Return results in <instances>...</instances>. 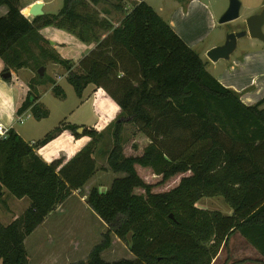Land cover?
I'll return each mask as SVG.
<instances>
[{
  "label": "trees",
  "instance_id": "1",
  "mask_svg": "<svg viewBox=\"0 0 264 264\" xmlns=\"http://www.w3.org/2000/svg\"><path fill=\"white\" fill-rule=\"evenodd\" d=\"M134 1L129 12L120 3L110 6L122 16L114 27L107 19L79 12L86 3L105 5L108 0H63L57 14L31 21L23 17L20 0H0V7L7 10L0 17L3 73L36 72L52 61L66 69L65 80L78 98L89 86L103 89L120 111L106 164L112 173L125 177L114 180L106 192L91 189L86 201L119 240L126 243L131 233L134 260L104 261L101 254L111 242L106 235L85 261L75 264H211L234 233L258 252L264 264V98L244 105L162 17L144 0ZM46 27L97 44L79 62V72L53 54L39 34ZM45 80L37 73L30 80L31 92L16 116L26 111L38 120L46 116L37 91ZM52 85V93L64 98L61 88ZM124 125L134 126L149 141L137 154L123 149ZM77 128L60 124L31 146L13 129L0 140V192L28 200L19 217L5 226L0 223L1 264H29L25 239L96 173L99 133L83 127L78 135ZM66 130L89 141L69 159L44 163L34 151ZM147 173L162 184L180 178L171 190L153 193L144 178ZM216 197L230 208L229 216L196 206L201 199Z\"/></svg>",
  "mask_w": 264,
  "mask_h": 264
},
{
  "label": "rangeland",
  "instance_id": "2",
  "mask_svg": "<svg viewBox=\"0 0 264 264\" xmlns=\"http://www.w3.org/2000/svg\"><path fill=\"white\" fill-rule=\"evenodd\" d=\"M32 1L34 0H20L23 5L31 3ZM42 1L44 3L42 9L44 15L57 14L63 2V0ZM238 1L240 2L239 19L223 25L221 29L217 28V31L208 37L206 41H202L203 43L201 45H203V48L208 44H221L224 41L225 33L229 32V30H238V28L243 26L244 21L248 17L259 14L264 8V6L261 7L264 0ZM112 2L116 4L120 3L126 8L124 10L125 12H129L133 7L130 0H112ZM159 3H161V0L147 1V4L153 9ZM86 4L87 6L79 9V12L100 16V18L103 17L101 13L106 14L105 7L103 8L102 4L97 6L90 5L89 3ZM227 6L228 0H214L212 7L217 17L216 21L224 13L222 10L225 11L227 9ZM111 12L117 14L119 17L121 16L120 13L115 12L112 8ZM221 12L222 14H220ZM24 15L27 16L28 14L24 12ZM30 17H27L28 20H31L29 19ZM41 31L42 38L49 45H53V54L59 59L67 61L71 66V71L79 72L78 65L83 59L81 57L85 55V49H88V45L80 43L72 34L64 30L46 27L41 29ZM220 31L223 34H220ZM262 33L264 34V26L262 27ZM100 38H105V35L100 34ZM90 44L94 46L93 49H96V43ZM194 51L200 54L199 51ZM203 53L204 56L200 55V57L201 60L207 63V71L214 78H218L222 74H227V77H231L234 90L229 89L234 91L240 100L244 96L248 99L249 96L253 97L257 93H259L256 95L258 96L257 98L264 97V86L262 84L264 79L256 77H245L248 81V87L243 90L240 88L241 90L237 91L239 84L242 82V77L239 78L241 70H245L244 73L249 71L255 73L258 70H264V60H261L264 59V44L252 41L248 37L243 38L237 42V48L231 55L229 62L220 61L215 65L206 59V52ZM78 59L81 60L77 63ZM76 63L77 65L74 66ZM250 63L254 65H249ZM212 66H214L215 70L212 69ZM4 67V64L0 61V119H2L0 121H5L7 124L12 123L14 131L19 133V137L24 142H39L53 132L60 124L65 126H78V128L99 129L97 148L94 155L97 169L96 173L80 191L72 192L63 203L58 205L54 212L25 239L24 246L29 257V264H75L83 262L87 259L91 250L100 244L106 235L111 242L109 248L101 254L104 261L134 260L133 255L129 251V242L127 241L125 243L119 240L110 232L108 225L99 219L86 201L91 189H95L100 193L106 192L114 180L125 177L122 173H112L106 164V157L112 148L113 125L120 113L119 108L118 113L114 117L105 120V125H102L103 122L101 120L103 116L97 110V100L94 97L87 96L89 90L84 91L81 98H78L71 85L65 80L67 75L66 69L52 61H48L43 66V77L45 76L46 80L43 85H40V91L38 92L41 103L40 110H44L46 116L38 120L28 112L22 115L23 121L22 124H19L13 107L17 102V107H19L26 98L27 93L31 92L29 82L30 80H35L37 70L36 72L33 69H21L17 72L9 70L13 74L8 81H5L1 78ZM119 76L122 77L121 73H119ZM53 83L61 88L64 93V98L57 97L52 93ZM100 90L111 100L105 90ZM251 103L253 102L251 101ZM261 108H264V105ZM100 111L104 113L101 106ZM120 141L124 144V151L130 155L137 154L149 143L132 125H124ZM67 145L68 142L65 140V137H61L51 144H46L44 149H46V153L49 155L48 159H50V155H53L54 152L66 148ZM133 145L136 146V150L132 148ZM200 146L197 145V148ZM146 176L144 177L145 180H148L147 182L153 186V193H162L171 190L176 186L177 180L180 178L179 176L162 184L160 183V178H155L152 174L148 173ZM137 192L141 193L140 191ZM16 201L17 199L10 197L5 190H2L0 196V221L2 225L5 226L12 219L19 217L24 211V206L28 204V200L25 198L21 199L24 206ZM196 206L200 209L219 212L226 216L231 214L230 208L220 197L201 199ZM246 244L237 234H231L227 245L221 246L214 259L215 264H260L255 261L252 262L251 259H247L249 255H247L246 250L249 251V247ZM242 251L243 253H241Z\"/></svg>",
  "mask_w": 264,
  "mask_h": 264
},
{
  "label": "crops",
  "instance_id": "3",
  "mask_svg": "<svg viewBox=\"0 0 264 264\" xmlns=\"http://www.w3.org/2000/svg\"><path fill=\"white\" fill-rule=\"evenodd\" d=\"M130 1L134 6L135 1L134 0H130ZM147 1L148 0H144V3L147 4ZM36 3L42 4L41 10L43 9L44 3L42 0H34L31 3L24 5L25 9L22 11V15L25 19L28 20L27 17L30 16L28 13L29 7L33 4H36ZM213 4H214V0H161V3H159L154 9L152 7L151 8L168 23L171 30L185 43V45H187L189 48H191L193 50L199 51L200 52L199 56H200V55L204 54L203 52H206L209 49H211L212 47L217 46L215 44L214 45L208 44V45H205L203 48V45H201L203 43L202 41H204V40L206 41V39L208 37H210L214 32L217 31V28L221 29L223 27V25L217 24V21H216L217 17H216V14L214 13V9L212 7ZM113 5H116V3L112 2V0H108V3H106L105 5L103 4L102 7L103 8L105 7V13L106 14L101 13L102 14L101 16H103L102 18L105 17L104 19L109 20L114 27H117L119 24V21L122 19V16L119 17V16H117V14L111 12L110 6H113ZM262 6H264V2L262 3L261 7ZM124 10H126V8H124ZM6 12H7V10L5 7H0V17L4 16L6 14ZM24 12L27 13L28 15L25 16ZM222 12H225V11L222 10ZM222 12L220 14H222ZM29 19H32V17H30ZM28 21H31V20H28ZM41 33H42V31L40 30L39 34L41 35ZM220 34H223V33L220 31ZM252 41H256V40H252ZM80 43H82V42H80ZM82 44L88 45V47H87L88 49H85L86 53H85V55H83L81 57V59L86 57L89 54V52L92 51V49L94 48V46H92L90 43H82ZM50 46L53 49V45H50ZM81 54H83V53H81ZM81 59H78L77 63ZM261 60H264V59H261ZM77 63L74 64V66H76ZM249 65H254V64L250 63ZM212 67H213L212 69H214V66H212ZM244 71L245 70H241V72L239 73L240 74L239 78L242 77V82L239 84L237 91H239L241 89L243 90L244 88L248 87V85H247L248 81L246 80L245 77H247V78L248 77H256L259 79H264V70L263 69L258 70L255 73H253L252 71L244 73ZM12 74H11V76H12ZM11 76H10V78H11ZM239 78H238V80H239ZM215 79L223 87L228 88V89L231 88L234 90V88L232 87L231 77H229V76L227 77V74H222V75H220V77L215 78ZM262 84L264 86V82ZM39 89H40V86L37 87L38 92L40 91ZM87 89L89 90V94L87 96L88 97H94L97 100V105H96L97 110L103 116V119L101 120L103 122L102 125L103 124L105 125V120L110 119L111 117H114L118 113V107L115 105V103L112 100H110L108 97H106L104 92L101 91L100 89H94L91 86L86 88V90ZM257 94H259V93H257ZM257 94H254L253 97L249 96L248 99L245 98L246 96H244L241 98L240 101L246 106L254 105L258 101H260L262 98H264V97H262L260 99L257 98L258 97V96H256ZM251 101L253 103H251ZM39 102H40V98H39ZM246 103H251V104H246ZM17 105H18V102L15 103V105L13 107L15 110V113H16V110L18 109ZM100 106L104 110V113H101ZM28 112L29 111H26L23 114H26ZM22 115L17 116V117L22 118ZM0 120H2V119H0ZM4 122L0 121V123L3 124L4 126H9L8 128L14 130V126L12 125V123L7 124L6 122L5 123ZM94 130L99 132V129L98 130L94 129ZM17 134L19 135V133H17ZM61 137H65V140H67L68 145L66 148L59 149V151L54 152L53 155H50L51 156L50 159H48L49 155H47L46 149H44L45 147H40V148L36 149L34 151L35 154L44 163L49 164L52 160L59 159L62 157L66 158V159L71 158L89 141V139L87 137L76 139L75 137L72 136V134L69 131L66 130V131H63L57 138L52 140L49 144H51L53 141L60 139ZM28 144L31 146L34 144V142L32 141L31 143H28ZM39 152H40V154H39ZM67 157H69V158H67ZM53 158H55V159H53ZM16 202L24 206V204L21 202V200H17ZM27 206H28V204L26 206H24V210L27 208ZM0 223H1V221H0ZM235 234H237V233H235ZM237 235L239 236V234H237ZM246 245L249 247V251L246 250L247 255H249L247 259H251L252 262L253 261L258 262V263L262 262L263 260H262L261 256L258 254V252L255 249H253L250 245H248V244H246ZM241 253H243V251ZM213 261L211 264H215V261L214 262Z\"/></svg>",
  "mask_w": 264,
  "mask_h": 264
},
{
  "label": "water",
  "instance_id": "4",
  "mask_svg": "<svg viewBox=\"0 0 264 264\" xmlns=\"http://www.w3.org/2000/svg\"><path fill=\"white\" fill-rule=\"evenodd\" d=\"M42 4L36 3L29 7L28 13L32 18L42 16ZM240 11V2L238 0H228V6L225 12L219 17L217 24L226 25L238 20ZM246 28L238 32H227L224 37V41L215 47H212L206 51V59L212 64H216L219 61L229 62L231 55L237 48V42L243 38H250L264 44V34L262 33V27L264 26V8L257 14L248 17L245 20ZM44 68L40 67L37 70V75L40 79L43 78ZM11 73H3L2 79L10 78ZM84 131L83 127H79L75 130V133L82 135ZM1 196V192H0ZM172 219V216H170ZM126 240L129 242V248L131 246V233L127 234Z\"/></svg>",
  "mask_w": 264,
  "mask_h": 264
},
{
  "label": "built area",
  "instance_id": "5",
  "mask_svg": "<svg viewBox=\"0 0 264 264\" xmlns=\"http://www.w3.org/2000/svg\"><path fill=\"white\" fill-rule=\"evenodd\" d=\"M22 118L18 117V123L22 124ZM10 130V128L4 126L3 124L0 123V140H4L7 137L8 131Z\"/></svg>",
  "mask_w": 264,
  "mask_h": 264
},
{
  "label": "flooded vegetation",
  "instance_id": "6",
  "mask_svg": "<svg viewBox=\"0 0 264 264\" xmlns=\"http://www.w3.org/2000/svg\"><path fill=\"white\" fill-rule=\"evenodd\" d=\"M262 11V10H261ZM227 25V24H226ZM246 28V26H245V21H244V24H243V26L241 27V28H238V30H236V31H233V30H229L230 32H238V31H240V30H244Z\"/></svg>",
  "mask_w": 264,
  "mask_h": 264
}]
</instances>
